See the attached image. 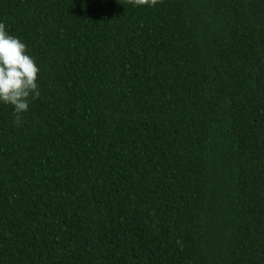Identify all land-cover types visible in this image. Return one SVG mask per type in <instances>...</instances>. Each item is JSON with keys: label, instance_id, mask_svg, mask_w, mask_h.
Masks as SVG:
<instances>
[{"label": "trees", "instance_id": "1", "mask_svg": "<svg viewBox=\"0 0 264 264\" xmlns=\"http://www.w3.org/2000/svg\"><path fill=\"white\" fill-rule=\"evenodd\" d=\"M40 68L0 104V264H264V0H0Z\"/></svg>", "mask_w": 264, "mask_h": 264}, {"label": "clouds", "instance_id": "2", "mask_svg": "<svg viewBox=\"0 0 264 264\" xmlns=\"http://www.w3.org/2000/svg\"><path fill=\"white\" fill-rule=\"evenodd\" d=\"M151 2L155 4L157 0ZM39 72L26 43L10 34L0 22V104L12 107L16 124L21 123L22 115L29 110L30 100L41 95L37 83Z\"/></svg>", "mask_w": 264, "mask_h": 264}]
</instances>
